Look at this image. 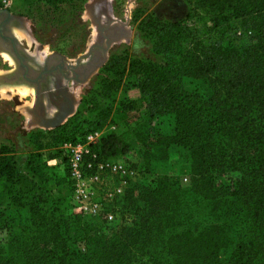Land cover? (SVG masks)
Here are the masks:
<instances>
[{"label":"trees","instance_id":"1","mask_svg":"<svg viewBox=\"0 0 264 264\" xmlns=\"http://www.w3.org/2000/svg\"><path fill=\"white\" fill-rule=\"evenodd\" d=\"M191 4L187 18L200 19L196 31L203 35L185 20L163 22L149 16L142 29L163 61L133 58L128 73L135 79L129 85L123 82L126 66L115 68L117 61L108 65L113 76L100 93L138 88L147 118L143 113L136 120V125L145 121L142 126L110 131L91 145L98 159H121L137 137L147 168L167 160L172 149L183 148L189 186L169 171L144 185L139 177L117 197L120 209L111 207L139 219L116 230L83 221L80 215L65 216L52 206L58 200L47 196L52 179L74 190L65 144L84 142L89 133L101 130L111 103L92 119L70 118L51 130L50 144L62 147L47 160L66 163L58 178L52 172L60 167L47 169L32 158L31 175L25 174L11 148L2 145L0 195L10 191L15 210L0 207V231L8 232L0 240V264H165L154 250L156 239L163 241L169 264H264V0ZM246 34L251 42L238 44L235 39ZM122 104L134 110V101ZM167 116L174 124L170 132L151 125ZM91 158L86 154V160ZM228 171L238 174L234 182H219L217 177ZM193 197L209 204L210 220L193 223L186 213Z\"/></svg>","mask_w":264,"mask_h":264},{"label":"rangeland","instance_id":"2","mask_svg":"<svg viewBox=\"0 0 264 264\" xmlns=\"http://www.w3.org/2000/svg\"><path fill=\"white\" fill-rule=\"evenodd\" d=\"M97 1L14 0L11 8L7 9L23 20L21 27L15 26V35L18 37L21 46L26 48L30 54L39 57V61L43 62L45 58L53 53L74 61L88 52L89 48L97 43L100 37L97 26L93 22L91 11L88 9L91 3L95 4ZM0 8H5L2 0H0ZM109 10L113 19L125 23L129 35H122V38L112 43L105 62L86 82L76 83L71 81L67 83V87L71 89L75 99V109L64 122L66 123L70 118L92 119L111 103L110 117L101 128L104 134L113 130L121 131L127 127L142 126L145 121L140 125H136L139 122L136 120L139 116L142 117L143 113L147 118V113L144 111L146 101L142 98L138 88L134 86L120 87L117 92L110 96L100 93L101 87L107 85L113 76L107 71L111 62H118L115 68L127 67L123 82L124 84L127 82L126 85H129L128 82H133L135 79L128 73L129 63L133 58L163 61V58L153 51V38L143 31L142 22L148 21L149 16H154L163 22L185 20L187 27L195 31L199 30L202 25L197 16L187 18L188 13L192 10L191 0H109ZM20 30L29 36L30 42L16 34V31ZM196 32L199 36L203 35L202 30L200 34L198 31ZM235 40L240 45L251 42L248 34L238 36ZM5 54H8L13 61L11 62L10 58L7 59ZM30 62L32 63V61ZM16 67V59L8 52L0 50V74L13 72ZM0 87L7 88L6 96L0 93V146L7 145L11 148L16 158L17 168L25 174L31 175L29 160L32 158L34 162L45 164L47 169L55 166L60 167L52 172L54 177L58 178L64 173L66 163L62 159L47 160V156L50 152L60 150L62 145L56 147L49 142L52 134L51 130L55 128L50 129L34 124L35 119L29 107L35 103V88L26 85L30 89V93L21 96L9 90L11 89L9 87L17 89V84L9 85L7 83L0 85ZM125 101H134V110L124 108L122 102ZM56 110L54 106L51 113ZM151 125L160 128L163 132H170L174 124L172 117L167 116L153 120ZM132 142L134 147L129 154L121 157V159L137 162L143 172L151 173L148 176H143L144 173L142 172L140 184H147L152 178H159L166 171H169L175 178L180 180L183 186H189V175L186 173L188 172V156L183 148L172 149L167 160L153 161L147 168L142 156L143 145L137 137H133ZM237 175L236 172L228 171L226 174L218 176L217 179L219 182L232 184ZM184 176L188 177L187 181L183 179ZM56 181L52 179L50 189H47V196L58 199L52 203V206H57L59 213L65 216L80 215L83 221L115 230L126 223H135L139 219L135 214H124L121 211L118 212V221L116 222L109 221L104 214L91 216L78 213L75 210L77 200L74 190H71L68 184ZM134 188L138 196L140 193L139 187L135 186ZM10 196L11 192L8 190L0 195L1 208L15 210ZM112 205L114 206H112L113 209H120V197ZM188 205V212L186 211V213L190 215L193 223H195V220L201 222L210 220L212 214L207 202L193 197ZM162 236L166 237L165 234ZM7 237L8 232L6 230L0 231V240ZM162 242L156 239L154 250L160 257L164 258L165 264H169L170 258L162 250Z\"/></svg>","mask_w":264,"mask_h":264},{"label":"water","instance_id":"3","mask_svg":"<svg viewBox=\"0 0 264 264\" xmlns=\"http://www.w3.org/2000/svg\"><path fill=\"white\" fill-rule=\"evenodd\" d=\"M98 3V2H97ZM97 3L90 4L88 7L89 11L94 10ZM103 6L101 10H99L96 18L93 20L94 24L97 26L98 32L101 34L102 37L106 38V44L103 45L100 43L93 44L88 52L82 54L80 57H78L76 60H71L69 58H66L64 56H61L60 54H51L47 58L44 59L43 63H39L36 60V57L32 54L27 55L29 59L37 65V68H33L28 62H25V57H20L19 61H17V68L21 67L24 71V74L22 75L18 71L10 72V73H3L0 74V83L3 84H22L24 79L27 80L29 83H35L36 85V99L33 106L29 107V110L33 114V118L37 119L35 120L34 124L40 125L45 128H56L63 124L67 118L74 112L75 105L72 104V107L70 110H66L63 112L55 111L50 113H47V106L45 103V100L41 97L39 90V80L41 79H47L48 75H53L54 70L49 68L48 63L49 61L54 57L58 56L63 60L64 67L67 68L71 74L66 75L67 80H74L78 82H86L92 74H94L105 62L107 58V52L109 48L111 47L112 43L116 40H119L121 35L128 36L129 32L127 27L125 26L124 22H121L117 19H113L110 10H109V0L103 1ZM94 16V13H93ZM101 16H107L109 19L108 23H103L101 20ZM18 19L15 14H13L9 9L7 8H0V39L4 40L5 42H11V44L14 47H17L20 45V41L18 37L11 31V24ZM20 19V18H19ZM114 22H117L116 24H113ZM122 31L123 33L121 35H118L117 30ZM98 49H102L103 53L99 51ZM1 50V49H0ZM31 72H35L37 74V77H27L28 74ZM85 76L84 78H80V75ZM36 105L41 106V110L43 109L42 114H38L36 112ZM43 107V108H42Z\"/></svg>","mask_w":264,"mask_h":264},{"label":"built area","instance_id":"4","mask_svg":"<svg viewBox=\"0 0 264 264\" xmlns=\"http://www.w3.org/2000/svg\"><path fill=\"white\" fill-rule=\"evenodd\" d=\"M5 8H11L14 0H2ZM104 132H91L84 142L66 143L64 146L68 158L70 176L76 196V212L85 215H106L109 221H118V213L111 209L115 199L124 194L128 185L141 177L140 170L133 162L123 159H98L91 152ZM86 154L91 160H86ZM185 181L188 180L184 176Z\"/></svg>","mask_w":264,"mask_h":264},{"label":"flooded vegetation","instance_id":"5","mask_svg":"<svg viewBox=\"0 0 264 264\" xmlns=\"http://www.w3.org/2000/svg\"><path fill=\"white\" fill-rule=\"evenodd\" d=\"M103 1L105 2V0H98L96 7L94 8L93 12L91 10V14H92V18L93 20L96 18V16L99 12V10H101L102 6H103ZM94 13V16H93ZM101 20L103 23H108L109 19L107 18V16H101ZM23 20L22 19H16L12 24H11V31L14 32V28L15 26H22ZM117 22H114L113 24H116ZM118 35H121L123 32L119 30H117ZM121 33V34H120ZM100 34V33H99ZM123 35V34H122ZM121 35V36H122ZM106 38L102 37L100 34V37L98 39V43L105 45L106 44ZM0 49L3 51L8 52L11 56H13L16 61H19L20 57H25V62H28L33 68H39L37 67V65L35 63H31L28 55L26 52L29 53V51L26 48H23L20 45H18L17 47H14L11 42H5L4 40L0 39ZM99 51H101V53H103L102 49H98ZM30 54V53H29ZM44 62V61H43ZM42 62V63H43ZM49 68L54 70V74L53 75H48L47 79H41L39 80V93L41 95V97L45 100L46 103V108H47V113H49V115H51V110L52 108H54V106L56 107V111L58 112H63L66 110H70L72 107V104L74 105V98H73V94L71 89H69L67 87V83L68 82H76L78 83V81H74V80H67L66 79V75L67 74H71V72L64 67V63L63 60L58 57V56H54L48 63ZM18 71L21 74V78L22 75L24 74V71L21 67H16L14 69V71ZM93 75V74H92ZM27 77H37V74L35 72H31L30 74L27 75ZM85 76L80 75V78H84ZM24 84H28L29 86L35 88L36 90V85L35 83H29L27 80L24 79L23 81ZM36 95H37V91H36ZM43 108V107H42ZM36 112L38 114H42L43 109L41 110V106H37L36 105ZM55 112V111H54ZM53 114V113H52ZM35 120L37 119L34 118Z\"/></svg>","mask_w":264,"mask_h":264},{"label":"bare ground","instance_id":"6","mask_svg":"<svg viewBox=\"0 0 264 264\" xmlns=\"http://www.w3.org/2000/svg\"><path fill=\"white\" fill-rule=\"evenodd\" d=\"M16 34L20 37V38H26L29 42H30V38L29 36L24 33L23 31H16ZM35 56V55H34ZM5 57L7 59H9V55L8 54H5ZM36 57V60L37 62H39L40 64L42 63L41 61H39V57L35 56ZM11 60V58L9 59ZM13 60H11L12 62ZM0 85H4L3 83H0ZM9 85H13V84H9ZM25 85V86H24ZM26 85L28 84H17V89L14 88V87H9L11 89H9L10 91H12L13 93L16 92L17 94L21 95V96H25L27 95L28 93H30V89L28 87H26ZM29 86V85H28ZM31 87V86H30ZM33 88V87H31ZM0 93L3 95V96H6L7 95V88L6 87H0Z\"/></svg>","mask_w":264,"mask_h":264}]
</instances>
